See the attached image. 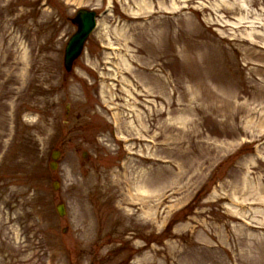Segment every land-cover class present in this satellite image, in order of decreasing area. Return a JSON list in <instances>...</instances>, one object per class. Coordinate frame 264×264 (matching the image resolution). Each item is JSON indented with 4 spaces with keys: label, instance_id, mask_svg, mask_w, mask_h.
I'll return each mask as SVG.
<instances>
[{
    "label": "rangeland",
    "instance_id": "1",
    "mask_svg": "<svg viewBox=\"0 0 264 264\" xmlns=\"http://www.w3.org/2000/svg\"><path fill=\"white\" fill-rule=\"evenodd\" d=\"M0 264H264V0H0Z\"/></svg>",
    "mask_w": 264,
    "mask_h": 264
},
{
    "label": "water",
    "instance_id": "2",
    "mask_svg": "<svg viewBox=\"0 0 264 264\" xmlns=\"http://www.w3.org/2000/svg\"><path fill=\"white\" fill-rule=\"evenodd\" d=\"M95 13L87 10H78L75 17L72 19V23L76 25V32L71 36L66 44L64 50L63 65L67 73L71 72L73 63L81 55L84 43L89 34L95 27ZM59 156L58 152L52 153V159L57 160ZM55 164H51L52 169L55 168ZM59 215H63V209L61 206L57 207Z\"/></svg>",
    "mask_w": 264,
    "mask_h": 264
}]
</instances>
